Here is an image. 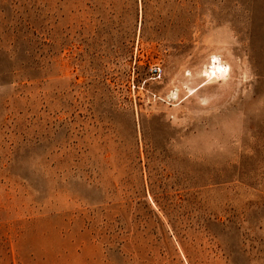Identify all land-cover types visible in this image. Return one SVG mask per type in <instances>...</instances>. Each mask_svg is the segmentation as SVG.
Returning a JSON list of instances; mask_svg holds the SVG:
<instances>
[{"label": "rangeland", "instance_id": "1", "mask_svg": "<svg viewBox=\"0 0 264 264\" xmlns=\"http://www.w3.org/2000/svg\"><path fill=\"white\" fill-rule=\"evenodd\" d=\"M0 264H264V0H0Z\"/></svg>", "mask_w": 264, "mask_h": 264}, {"label": "bare ground", "instance_id": "2", "mask_svg": "<svg viewBox=\"0 0 264 264\" xmlns=\"http://www.w3.org/2000/svg\"><path fill=\"white\" fill-rule=\"evenodd\" d=\"M231 74V67L228 63H225L221 56L211 55L208 68L199 73V76L204 78L203 83L195 88H191L190 92L193 95L201 88L208 85L210 82L214 81H225L229 78ZM192 77V75H189ZM175 95V94H174Z\"/></svg>", "mask_w": 264, "mask_h": 264}, {"label": "built area", "instance_id": "3", "mask_svg": "<svg viewBox=\"0 0 264 264\" xmlns=\"http://www.w3.org/2000/svg\"><path fill=\"white\" fill-rule=\"evenodd\" d=\"M151 73L156 78H161L162 76V68L158 65H155L151 68Z\"/></svg>", "mask_w": 264, "mask_h": 264}]
</instances>
